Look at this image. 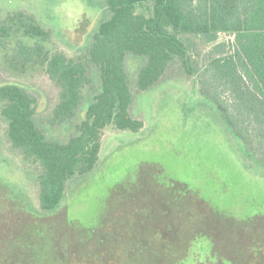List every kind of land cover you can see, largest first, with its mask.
I'll list each match as a JSON object with an SVG mask.
<instances>
[{
  "label": "rangeland",
  "instance_id": "rangeland-1",
  "mask_svg": "<svg viewBox=\"0 0 264 264\" xmlns=\"http://www.w3.org/2000/svg\"><path fill=\"white\" fill-rule=\"evenodd\" d=\"M19 11L30 14L49 33L43 42L48 50L69 58L84 57L98 25L111 15L106 0H0V20ZM187 38L196 75L187 74L179 61H173L146 90H138L135 84L145 58L126 55L130 112L142 128L109 127L103 133L96 164L68 181L55 211H39L41 167L11 145L7 122L0 114V254L7 260L41 264L52 245L56 251L69 252L68 259L75 256L80 236L114 223L112 217L132 195L149 199L153 194L152 208H162L163 203L172 208L169 200L156 195L147 177L183 200L179 217L171 213L156 219L151 213L157 223H150L167 228L165 233L170 227L171 234L190 231L188 258L181 264H230L227 255L253 264L258 254L264 257L260 246L264 245V144L245 141L227 125L210 96V80L201 74L210 47H203L197 37ZM19 39L34 46L33 39L21 33L0 45V85L25 88L35 99L39 129L48 139L66 143L76 133L75 124L90 103L93 88L84 89L74 119L55 121L60 89L38 64L20 69L10 61ZM227 40L230 37L221 35L217 42ZM90 74L97 88V72L92 67ZM221 95L230 98L227 93ZM205 209L212 214L211 222L200 213ZM52 212L57 214L50 220ZM206 231L211 232L212 241Z\"/></svg>",
  "mask_w": 264,
  "mask_h": 264
},
{
  "label": "trees",
  "instance_id": "trees-1",
  "mask_svg": "<svg viewBox=\"0 0 264 264\" xmlns=\"http://www.w3.org/2000/svg\"><path fill=\"white\" fill-rule=\"evenodd\" d=\"M106 3L110 17L98 25L84 57L78 58L48 50L43 42L49 33L28 13L13 12L0 20V45L17 33L33 39L34 46L19 39L10 61L16 67L20 65V69L38 64L56 83L60 93L54 108L55 121L74 119L84 100V89L93 88L91 101L75 124L76 133L68 142L60 143L48 139L37 126L35 99L25 88L13 83L0 85V114L7 122L11 145L41 167L37 179L42 212L55 211L68 181L94 167L103 133L109 127L130 131L142 128V122L130 112L132 93L125 67L129 53L145 58L135 84L138 90H146L160 80L173 61H179L187 74L195 76L197 69L192 66L187 37L199 38L203 47L211 49L201 74L210 80V96L216 108L238 136L258 146L264 144V0H106ZM221 35L230 40L218 43ZM91 67L97 72V88L92 84ZM221 93L230 98L223 99ZM147 180L156 189V195L169 200L172 208L164 203L162 208H152L153 194L149 199L132 195L112 217L114 223L102 226L96 233H79L81 244L77 245L75 256L68 259L69 252L56 251L52 245V251L41 264L183 263L188 258L190 231L184 234L183 229L171 234L172 227L165 233L167 228L159 223L150 225L157 223L151 213L156 219L170 217L171 213L179 217L178 208L183 200L163 189L152 177ZM200 213L211 222L212 214L207 209ZM56 214L52 212L45 217L56 218ZM206 235L212 238L211 232L206 231ZM4 239L2 236L1 240ZM260 246L264 252V245ZM261 255L253 259V264H264ZM6 258L1 253L0 264H18ZM227 261L246 263L244 258L231 255H227Z\"/></svg>",
  "mask_w": 264,
  "mask_h": 264
}]
</instances>
